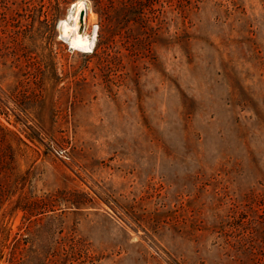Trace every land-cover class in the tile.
Instances as JSON below:
<instances>
[{
	"label": "rangeland",
	"instance_id": "374dc122",
	"mask_svg": "<svg viewBox=\"0 0 264 264\" xmlns=\"http://www.w3.org/2000/svg\"><path fill=\"white\" fill-rule=\"evenodd\" d=\"M79 1L54 23L66 49L28 35L37 46L22 111L16 70L0 81V121L36 150L17 163L27 192L51 196L27 222L14 214L7 240L17 260L37 251L45 264H210L213 237L195 229L264 184V0H191L178 26L175 2L160 0L181 44L154 31L137 50L121 39L110 65L106 49L94 52L101 24L89 1L92 51L58 39Z\"/></svg>",
	"mask_w": 264,
	"mask_h": 264
},
{
	"label": "trees",
	"instance_id": "16d2710c",
	"mask_svg": "<svg viewBox=\"0 0 264 264\" xmlns=\"http://www.w3.org/2000/svg\"><path fill=\"white\" fill-rule=\"evenodd\" d=\"M74 0H0V81L4 82L8 69H14L18 108L24 109L26 90L23 82L27 77V68L32 61L30 53L34 43H27V38L49 33V43L66 47L56 42L54 23L64 15ZM100 19L98 44L94 52L106 49V65L119 61V45L121 39H130L131 48L137 50L140 38L149 37L155 32L158 39L167 36L172 45H180L183 36L174 32L168 35L166 29L167 11L160 0H87ZM175 2L178 15L188 10L191 0H171ZM199 2L200 0H196ZM174 17L177 26L179 16ZM43 18L42 21H39ZM39 23V27L31 29V24ZM182 26V25H181ZM176 27V30H179ZM154 31V32H153ZM33 32V33H32ZM150 32V33H149ZM29 36L28 35H31ZM140 37V38H139ZM116 38L119 41H116ZM144 40V39H143ZM50 45V44H49ZM52 45V44H51ZM114 56H110V51ZM92 52V55L94 54ZM94 56V55H93ZM92 56V57H93ZM110 56V57H109ZM11 58V59H10ZM10 59V65L7 62ZM0 115L7 117L8 90H1ZM7 87V85H5ZM29 142L33 144L29 139ZM36 153L20 134L6 127L0 121V264H45L39 252L31 259L17 260L16 251L19 244L7 240L11 229L10 218L18 212L23 213L22 223L30 220L36 212L43 213L50 208L51 196L36 197L31 194L32 181L29 172L22 173L17 163L27 158L29 152ZM213 222L195 229L200 236H212L216 247V259L210 264H264V184L259 183L257 191L230 201L227 209L213 218ZM209 264V263H208Z\"/></svg>",
	"mask_w": 264,
	"mask_h": 264
},
{
	"label": "water",
	"instance_id": "95a60500",
	"mask_svg": "<svg viewBox=\"0 0 264 264\" xmlns=\"http://www.w3.org/2000/svg\"><path fill=\"white\" fill-rule=\"evenodd\" d=\"M78 5H82V9L79 11V14H78L77 32L79 34H82L84 31V26H85L84 17L86 15L87 8H88V1L87 0H80L77 3H73L68 10V15H67L65 21H67V20L71 21V17L74 15L75 9ZM63 22L64 21L59 22L58 26H57L58 39L63 41L65 44H67V46L70 50H75L74 47L72 46V43H71L72 39H73V33L72 32L65 33V31H64L65 28L63 26Z\"/></svg>",
	"mask_w": 264,
	"mask_h": 264
},
{
	"label": "bare ground",
	"instance_id": "6f19581e",
	"mask_svg": "<svg viewBox=\"0 0 264 264\" xmlns=\"http://www.w3.org/2000/svg\"><path fill=\"white\" fill-rule=\"evenodd\" d=\"M82 9V5H78L75 9L74 15L71 17V26H68L67 21L63 22V26H64V31L65 33L67 32H72L73 33V39H72V46L74 47V49L82 51V52H88V51H92V47H93V43H94V39H95V34L92 38H88L84 35V33L79 34L77 32L78 29V14L79 11Z\"/></svg>",
	"mask_w": 264,
	"mask_h": 264
}]
</instances>
